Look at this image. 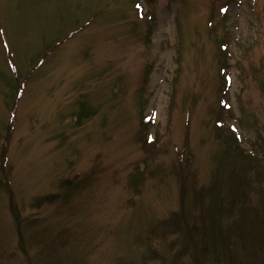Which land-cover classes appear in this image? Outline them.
I'll list each match as a JSON object with an SVG mask.
<instances>
[{"label": "rangeland", "instance_id": "obj_1", "mask_svg": "<svg viewBox=\"0 0 264 264\" xmlns=\"http://www.w3.org/2000/svg\"><path fill=\"white\" fill-rule=\"evenodd\" d=\"M0 264H264V0H0Z\"/></svg>", "mask_w": 264, "mask_h": 264}, {"label": "trees", "instance_id": "obj_2", "mask_svg": "<svg viewBox=\"0 0 264 264\" xmlns=\"http://www.w3.org/2000/svg\"><path fill=\"white\" fill-rule=\"evenodd\" d=\"M60 41V40H59ZM59 41H57V42H59ZM56 42V41H55ZM52 49V47H47V49H46V52L49 50H51ZM41 58V57H40ZM38 61H41V59H38L37 60V62ZM8 63H9V67H10V70H12V72H15V70H14V64H13V61L12 60H10V58L8 59ZM18 91H19V89H18ZM82 106H80V107H77L78 108V110H77V114H79L80 116L83 114V108H81ZM141 122L143 123V124H148V123H150L151 121H150V119L148 118V116H146V115H144L143 117H142V115H141ZM231 133V132H230ZM8 134H9V132H8ZM219 136L222 138V140H223V142H233L234 144L236 143V138L234 137V135H233V133H231V134H229L227 131H226V133H221V132H219ZM146 141H147V136H146ZM153 141H154V139H153ZM149 142H152V141H149ZM236 146H237V144H236ZM238 147H235L234 145H231L230 146V149H231V151L232 152H237V149ZM232 175H234V172L232 173ZM210 191H211V188L209 189ZM240 191L238 192V193H233V197H232V200H231V203H229V204H234V203H238L239 201H241V200H244V198H243V193H244V190H241V189H239ZM233 191V190H232ZM234 191H236V189H234ZM233 191V192H234ZM196 192V191H195ZM194 192V193H195ZM245 194V193H244ZM209 208H210V210L211 211H213V215H214V213H215V210L214 209H212L210 206H209ZM217 210L218 211H223L224 210V208H223V206L221 205V204H218V207H217ZM207 225H209L210 226V224L208 223ZM215 229V228H214ZM214 229L210 226V228L207 230V235H208V237H209V239H208V241H209V243H210V245H216V244H218V245H220L221 246V248L223 247V249H226V245H224V242H225V240L224 239H222L221 240V238L219 237H217V235H215L216 233H215V231H214ZM206 235V236H207ZM222 249V250H223ZM222 252V251H221ZM227 253H230V249L229 250H227V251H223V256H225Z\"/></svg>", "mask_w": 264, "mask_h": 264}]
</instances>
